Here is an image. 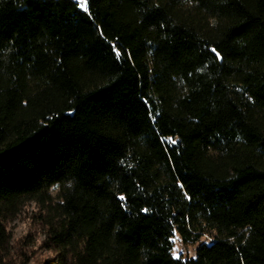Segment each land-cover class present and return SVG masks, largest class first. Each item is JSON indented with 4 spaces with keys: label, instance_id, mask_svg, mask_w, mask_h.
<instances>
[{
    "label": "trees",
    "instance_id": "obj_1",
    "mask_svg": "<svg viewBox=\"0 0 264 264\" xmlns=\"http://www.w3.org/2000/svg\"><path fill=\"white\" fill-rule=\"evenodd\" d=\"M30 202L45 264H264V0H0V264Z\"/></svg>",
    "mask_w": 264,
    "mask_h": 264
},
{
    "label": "rangeland",
    "instance_id": "obj_2",
    "mask_svg": "<svg viewBox=\"0 0 264 264\" xmlns=\"http://www.w3.org/2000/svg\"><path fill=\"white\" fill-rule=\"evenodd\" d=\"M39 210L37 204L30 202L6 222L11 235L9 257L14 261L27 259L32 264H45V261L54 255V252L44 245L46 229L39 221ZM174 254L177 256L194 255L195 246L184 243L178 235H175Z\"/></svg>",
    "mask_w": 264,
    "mask_h": 264
},
{
    "label": "snow or ice",
    "instance_id": "obj_3",
    "mask_svg": "<svg viewBox=\"0 0 264 264\" xmlns=\"http://www.w3.org/2000/svg\"><path fill=\"white\" fill-rule=\"evenodd\" d=\"M174 142V141H173Z\"/></svg>",
    "mask_w": 264,
    "mask_h": 264
}]
</instances>
